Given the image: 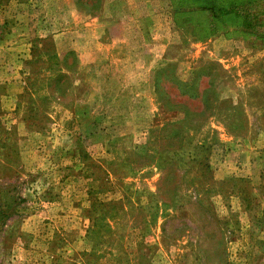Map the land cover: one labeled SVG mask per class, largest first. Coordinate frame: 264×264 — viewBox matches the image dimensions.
I'll return each mask as SVG.
<instances>
[{
    "label": "rangeland",
    "instance_id": "374dc122",
    "mask_svg": "<svg viewBox=\"0 0 264 264\" xmlns=\"http://www.w3.org/2000/svg\"><path fill=\"white\" fill-rule=\"evenodd\" d=\"M76 2L0 0V264H264V1L254 33L210 36L171 0H113L108 18ZM70 28L127 60L77 82L57 53ZM177 78L219 101L187 127L210 169L167 177L145 162L162 103L200 109Z\"/></svg>",
    "mask_w": 264,
    "mask_h": 264
},
{
    "label": "trees",
    "instance_id": "16d2710c",
    "mask_svg": "<svg viewBox=\"0 0 264 264\" xmlns=\"http://www.w3.org/2000/svg\"><path fill=\"white\" fill-rule=\"evenodd\" d=\"M263 1L255 0L250 4L246 0H171V3L173 16L176 18H184L186 21L196 19L201 24V21L197 18L206 16L208 25L204 26L202 24L204 27L202 30L206 32L207 36H210L223 29L224 25L235 26L246 32L254 33L259 21L256 14L252 11V5ZM97 2V4L95 3L97 6L96 10L99 12L103 5V0H97ZM76 3H80V0H77ZM95 4H92L91 8ZM72 54L75 55L73 51L68 52L64 56V59ZM74 59L71 64L66 63L65 59L62 64L63 67L69 71H76L78 63L77 58L74 57ZM161 70L159 69V71ZM159 81V79L155 80L157 91L161 87ZM194 83L195 86L190 85L187 81L177 80L181 95H185L191 100H197L200 109L197 110L196 108L192 110L186 106L185 102H174L168 99L162 103L164 111L183 113V119L180 121L166 120L164 123L153 127L149 132V139L157 144V150L149 149L147 152L149 153L147 154L148 161H145L146 165L155 162L158 167L169 173L167 177H170L168 175L177 169L189 171L188 168L192 167L187 168L186 165L190 162H198L199 166L202 164L205 167V170L210 169L209 163H203L199 159V151L203 150L204 152L209 147H207L206 143H195L193 140L194 135H192L188 128H191V124L194 127V124H197L200 120L201 122H206L211 117L217 116L215 106L219 101V95L212 88L210 82L208 86L201 88V91L199 90V82L195 80ZM165 152L168 153L167 156ZM163 179H166V177L163 176ZM175 194H177L176 191Z\"/></svg>",
    "mask_w": 264,
    "mask_h": 264
},
{
    "label": "crops",
    "instance_id": "0c3cea01",
    "mask_svg": "<svg viewBox=\"0 0 264 264\" xmlns=\"http://www.w3.org/2000/svg\"><path fill=\"white\" fill-rule=\"evenodd\" d=\"M112 3H113V0H103V5L100 11L97 13L99 14L98 17H102V18L110 17V14H112ZM111 24L112 23L109 22V23H106V25L104 24V26L107 28ZM95 27H96L95 24H92V23L90 24L89 22L86 24V31L91 30L94 32ZM72 28L67 29L64 32L57 34L56 38L59 40L57 42V46H61V50H63L62 52L57 51V53H59L60 55L62 53L67 54L70 51H73L75 53L76 58H77V63H78V71L76 70L77 72L74 71L73 73H76V75L79 76L78 79L76 77L77 82L80 81L86 84L87 79L84 77V74L91 67L98 66L99 64H105V63L110 65L116 62H124L127 60L126 57H122V55L115 58V55L113 52V48H114L113 42L104 43L103 41L99 42V40L98 42H95L96 40L81 41L78 37H76V36H79L78 35L79 31L74 30ZM97 50H103V53H105V56L101 57L100 60H99V56L97 55L98 54ZM170 113L173 114V112L167 111V114L165 116L166 120H171L174 117Z\"/></svg>",
    "mask_w": 264,
    "mask_h": 264
}]
</instances>
